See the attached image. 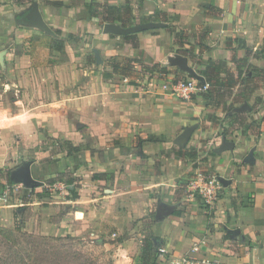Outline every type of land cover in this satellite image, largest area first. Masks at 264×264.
Instances as JSON below:
<instances>
[{
  "label": "crops",
  "instance_id": "1",
  "mask_svg": "<svg viewBox=\"0 0 264 264\" xmlns=\"http://www.w3.org/2000/svg\"><path fill=\"white\" fill-rule=\"evenodd\" d=\"M91 1L0 0V169L31 155L47 179L78 181L74 210L26 231L113 243L112 264H140L149 234L154 264H264V0H95L128 6V28L161 25L130 35L104 33L122 26ZM33 4L46 31L27 23ZM117 57L130 76L113 72ZM189 76L209 96L161 88ZM45 139L72 149L39 150ZM199 173L222 184L212 209L191 194ZM53 182L70 202L74 181ZM54 194L41 199L50 213Z\"/></svg>",
  "mask_w": 264,
  "mask_h": 264
},
{
  "label": "rangeland",
  "instance_id": "2",
  "mask_svg": "<svg viewBox=\"0 0 264 264\" xmlns=\"http://www.w3.org/2000/svg\"><path fill=\"white\" fill-rule=\"evenodd\" d=\"M187 78L189 77H186L185 79ZM163 84H167V82ZM163 84H161V88ZM68 147L71 148V146L67 142H64L62 140L45 139L42 142V144L37 148L39 150H47V151L55 152L62 149L63 150L67 149ZM35 161H36L35 156L28 155L27 159H24L23 157L18 159L10 169H0V192H3L5 189L8 188L10 190L9 201L7 203L0 202V227L8 226L7 228H11V229L15 227H19L22 231L27 232L28 230L33 228L35 224V223H30L31 222L30 219L37 220L36 221L37 227H40V223H41L40 220L42 218L47 219L48 214L52 218L54 216V218L56 219H62L61 217H63L64 214L74 210L75 207H73V203H74L73 199L76 196L75 190H77L78 187V185H76V183H78L77 178L70 172L65 171V173L63 174H56L54 177L55 179H47L46 173L36 170L38 166L34 165ZM23 166H28V168L31 170V178L35 182L34 187H27L26 185L12 179L11 174L16 172L18 169H20ZM53 180L54 181L64 180L66 183H68L69 181L75 182V183L72 182L71 184L72 190L69 192L70 196H68L71 198L70 202L67 203L65 201L64 195L62 193L63 189L59 186V184L54 183ZM36 191H39L41 193L36 195L35 193ZM50 193L53 194L55 193L54 195L58 196L56 198L60 200L57 201L60 203H57L55 205L56 207L55 213L52 211L51 213L50 211H47L48 204L46 200L41 201L43 197L45 198L49 197ZM34 198L40 199L41 202L39 204L34 202L33 200ZM20 209H23V216H22L23 220L26 219L24 223L23 221H21V218L18 214L19 213L18 211ZM149 224L150 222L146 221L142 225L145 226L146 228L147 226H149ZM26 229L28 230L26 231ZM65 237H69V236H64L61 238H65ZM102 237L105 238L104 235ZM73 238L74 240H69V239L64 240V244H66L65 246L68 247L67 249L76 250L78 248H81L82 253L98 255V258L103 264H107L109 261L113 260L112 255H114V251L116 250L115 245L113 243L107 245V249H105L106 247H104V244H102L104 248L95 245L94 237L84 236L85 239H83L81 237L76 236V237H72L71 239ZM55 245L60 246L61 243L58 242L55 243Z\"/></svg>",
  "mask_w": 264,
  "mask_h": 264
},
{
  "label": "trees",
  "instance_id": "3",
  "mask_svg": "<svg viewBox=\"0 0 264 264\" xmlns=\"http://www.w3.org/2000/svg\"><path fill=\"white\" fill-rule=\"evenodd\" d=\"M100 8L103 10L104 22L118 21L123 28H128V23L121 18V15L126 18L130 14L128 6L125 8L100 6L95 0H92L88 6V9L94 12ZM90 15L95 16L94 13ZM184 44V34L181 32L176 34L174 45L183 47ZM198 45L200 50L206 49L203 43H199ZM111 66L113 72L122 77H128L132 73V65L129 60L117 57L111 61ZM215 69L218 68L215 67ZM209 91L210 89L202 96H209ZM152 207L155 206L153 205ZM173 213L174 215H178L179 211H174ZM149 216L152 218L155 216V213L151 212ZM66 239L74 240L71 237L37 236L26 233L19 227L13 229L0 227V264H103L98 255L82 253L81 248L76 250L67 249L68 247L64 244V240ZM58 242L61 243L60 246L55 245ZM94 242L96 246L101 245V242L98 240ZM160 253L161 247L157 238L150 234L147 235L142 240L140 264H154ZM107 264H112V261H109Z\"/></svg>",
  "mask_w": 264,
  "mask_h": 264
},
{
  "label": "built area",
  "instance_id": "4",
  "mask_svg": "<svg viewBox=\"0 0 264 264\" xmlns=\"http://www.w3.org/2000/svg\"><path fill=\"white\" fill-rule=\"evenodd\" d=\"M162 89L178 98L189 100L194 94L207 93L209 86L208 84L200 83L197 79L190 77L176 80L170 84H163ZM194 181V190L191 194L197 196L205 208L212 209L222 190L221 182L214 176L202 173H199ZM9 195V188L0 192V202L7 203L10 198ZM179 263L188 264L186 260H181Z\"/></svg>",
  "mask_w": 264,
  "mask_h": 264
},
{
  "label": "water",
  "instance_id": "5",
  "mask_svg": "<svg viewBox=\"0 0 264 264\" xmlns=\"http://www.w3.org/2000/svg\"><path fill=\"white\" fill-rule=\"evenodd\" d=\"M27 23L29 25H33L36 28L40 29V30H44L46 31V25L42 19V16L39 12V7L36 4H33L28 15H27ZM161 25H157L154 23H147V24H143V25H138L135 27H131V28H127L124 29L120 26L117 25H112V24H108L106 26H104V33L106 34H117V35H130V34H135L141 31H145L148 29H152V28H157L160 27ZM175 63L180 66L183 70L188 71L190 74L192 73V70H190L187 66H186V62L183 59L180 60H175ZM189 131H186L184 133L185 136H188ZM225 150V148H222ZM27 167L28 166H24ZM24 167H21L19 170H17L13 176H15L16 174H18V172H20L21 170H23ZM19 183H22L24 185H26L27 187H34V180L31 178L30 175V169L28 168V171L26 173H23L21 175V178L19 180H16ZM161 208L163 213H168V209H172V207H168L165 204H161Z\"/></svg>",
  "mask_w": 264,
  "mask_h": 264
},
{
  "label": "flooded vegetation",
  "instance_id": "6",
  "mask_svg": "<svg viewBox=\"0 0 264 264\" xmlns=\"http://www.w3.org/2000/svg\"><path fill=\"white\" fill-rule=\"evenodd\" d=\"M27 171H28V168L27 167H24L23 170H21L20 172H18V174H16L15 176L12 175V179L13 180H19L21 178V175L23 173H26Z\"/></svg>",
  "mask_w": 264,
  "mask_h": 264
}]
</instances>
